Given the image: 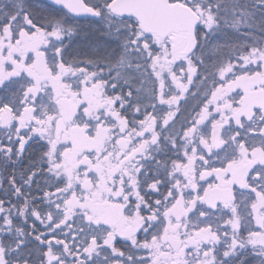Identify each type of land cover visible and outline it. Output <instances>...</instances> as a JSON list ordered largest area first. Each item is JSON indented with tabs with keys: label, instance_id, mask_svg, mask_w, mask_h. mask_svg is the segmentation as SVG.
Instances as JSON below:
<instances>
[{
	"label": "snow or ice",
	"instance_id": "obj_1",
	"mask_svg": "<svg viewBox=\"0 0 264 264\" xmlns=\"http://www.w3.org/2000/svg\"><path fill=\"white\" fill-rule=\"evenodd\" d=\"M0 264H264V0H0Z\"/></svg>",
	"mask_w": 264,
	"mask_h": 264
}]
</instances>
